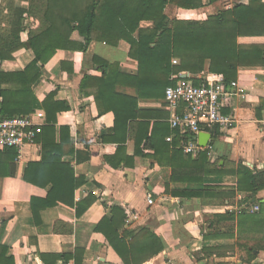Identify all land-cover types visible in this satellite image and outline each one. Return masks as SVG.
Instances as JSON below:
<instances>
[{"label":"crops","instance_id":"crops-1","mask_svg":"<svg viewBox=\"0 0 264 264\" xmlns=\"http://www.w3.org/2000/svg\"><path fill=\"white\" fill-rule=\"evenodd\" d=\"M202 1L203 7L199 9L185 10L171 4L167 10L173 7L187 19L191 16L205 19L235 3H248V0H219L213 4L209 0ZM15 4L20 8L29 7L27 0H15ZM5 6V0H0V9ZM4 12L7 13L5 9ZM24 16L21 42L28 46L29 33L38 29L40 22L27 13ZM151 25L142 22L143 27ZM0 26L9 25L2 21ZM240 41L264 44V37H245ZM129 52L130 45L126 41H120L117 46L92 41L85 52L59 49L38 64L42 75L32 86L34 110L29 116L42 130L49 123L44 101L50 94H54L55 103L69 106L68 110L56 114V141H60L59 128L68 126L69 140L76 152L82 154L80 161L77 153L66 155L63 161L74 166L77 177L86 179L76 190L75 200L82 204L86 198L94 196L95 201L80 216L76 207L64 204L48 208L42 211L41 223L36 225L31 198L44 197L47 191L24 181L27 165L41 160L42 146L37 142L28 145L22 159L6 163L2 169L4 174L0 176L2 243L11 248L16 264H45L40 253H75L78 248L84 251L83 264H123L105 236L95 231L108 213L106 205H119L138 214V219L126 224V229L137 233L149 227L162 238L164 250L144 264H264V188L256 195L237 192L232 198L208 197L204 201L166 192L167 184L171 192L202 190L206 184L216 189H235L238 177L233 171L238 167L264 171V111L262 117L256 114V108L264 100V66L242 68L239 73L238 81L245 87L246 97L234 98L232 106L226 109L237 123L230 130L219 131L220 135L214 139L213 156L209 158L211 163L222 167L221 174L207 176L205 185L172 182V168L161 165L153 156L154 150L143 143L136 144V138L140 139L141 135L133 125L148 122L150 135L158 124H165L167 127L161 128L160 133L167 131L175 138L179 132L170 126L172 112L165 96L139 98L137 88L125 85L106 90L107 95L116 100L109 102L119 112L120 118H116L114 110L100 113L94 84L82 86L85 76L102 77L94 56L119 64L120 71L126 74L136 75L138 62ZM16 55L13 59H0V73L23 72L35 57L29 48ZM186 74L189 77L188 73H182L180 78ZM174 78L177 76H172ZM208 78L214 77L203 75V79ZM10 84L14 82L4 86ZM113 95L126 99L117 100ZM137 98L135 106L132 100ZM127 116L130 118L126 120ZM124 139L125 150L119 155ZM169 156V153L164 156V164H169ZM107 157L114 158L116 164L133 158L134 165L120 163L116 167ZM149 197L153 204L148 203ZM257 206L259 209L255 210ZM253 216L255 219L249 218ZM56 264H75V260H59Z\"/></svg>","mask_w":264,"mask_h":264},{"label":"trees","instance_id":"trees-1","mask_svg":"<svg viewBox=\"0 0 264 264\" xmlns=\"http://www.w3.org/2000/svg\"><path fill=\"white\" fill-rule=\"evenodd\" d=\"M27 9L16 7L15 0H5V8L0 9V23L7 21V27L0 26V59H13L23 49L33 51L35 57L23 72L0 73V111L1 118L27 116L34 110L31 97L32 86L42 75L40 62L46 61L59 49L85 52L92 41H100L117 46L120 41L130 45L129 55L138 62L136 75L126 74L119 64L110 63L94 56V63L102 71L101 78L85 76L82 86L94 84L97 89L95 98L100 113L113 111L115 103L106 90L116 89L118 85L137 88L139 98L165 96L169 86L181 80L182 73H188L186 80L195 85L203 81V75L224 80L227 83L238 80L242 68L264 66V44L242 43L241 38L264 37V0H248V3H235L221 9L205 19L170 18L166 14L168 5L193 10L203 7L202 0H27ZM219 0H209L213 4ZM4 9L7 13L4 12ZM39 20L40 26L29 33L28 46L21 42V33L25 31V14ZM142 22L152 25L143 27ZM179 63L174 64L173 60ZM176 75L177 78L172 79ZM13 81L14 84L4 86ZM54 94L44 101L48 125L37 135L36 142L42 146L41 160L30 162L25 170L24 181L47 191L44 197L31 198V211L36 225L41 223L42 211L64 204L76 207L77 216L82 215L95 201L94 196L77 203L75 192L86 183L83 176H76L74 166L63 161L66 155L80 151L71 144L70 128H59L60 141H56V114L66 111L69 106L55 103ZM117 100L126 97L113 95ZM133 99L135 106L138 100ZM105 104V105H104ZM120 118L118 110H114ZM257 117H262L264 100L256 108ZM225 113H228L225 110ZM55 115V117H54ZM130 118L127 116L126 120ZM141 138L135 142L143 143L154 150V158L161 164L172 168V182H192L205 185L206 177L221 174L222 167L211 163L207 152L200 153L195 159L181 148L177 133L173 142H167L169 132L160 133L167 127L158 124L149 135L148 122H134ZM214 139L220 135L218 129L212 131ZM126 139L119 146V155ZM137 153H139L137 151ZM168 163L164 164L166 154ZM118 154V152H117ZM119 155L115 158L117 159ZM18 152L14 148L0 150V176L2 169L15 161ZM107 161L116 167L121 164L134 165L133 158L123 159L119 164L114 158ZM238 177L235 189H216L205 185L202 190L171 192L170 184L166 192L186 198H232L237 192L256 195L264 188V171L251 170L240 166L233 171ZM108 213L97 224L95 231L103 234L107 243L114 249L123 264H144L164 250L162 238L149 227L137 233L125 228L127 215L119 205H106ZM221 218L222 216H218ZM256 216L249 217L254 218ZM71 231V229H70ZM206 237V236H205ZM82 249L75 253H40L45 264H56L59 260L83 264ZM0 264H16L11 248L2 243L0 233Z\"/></svg>","mask_w":264,"mask_h":264},{"label":"built area","instance_id":"built-area-1","mask_svg":"<svg viewBox=\"0 0 264 264\" xmlns=\"http://www.w3.org/2000/svg\"><path fill=\"white\" fill-rule=\"evenodd\" d=\"M173 63L177 64L178 61L174 59ZM238 96L246 97V89L238 80L227 83L221 79L208 78L195 85L191 80L182 78L175 85L169 86L165 91V102L172 112L170 126L179 132L178 147L187 155L196 157L207 152L211 158L214 152L212 131H226L236 125L235 116L225 113V110L232 106V101ZM40 132L41 128L29 115L0 117V150L14 148L18 152L17 160H21L24 148L35 145ZM202 133H210L212 136L206 146L199 144V135ZM166 140L173 142L174 135H169ZM148 203L153 204L151 197ZM258 209V206L255 207V210ZM125 211L126 224L138 219L136 212L128 209Z\"/></svg>","mask_w":264,"mask_h":264},{"label":"water","instance_id":"water-1","mask_svg":"<svg viewBox=\"0 0 264 264\" xmlns=\"http://www.w3.org/2000/svg\"><path fill=\"white\" fill-rule=\"evenodd\" d=\"M182 78H186L187 77V74L186 75H182L181 76ZM0 115H1V111H0ZM212 136L210 133H202L199 135V144L201 146H206L209 141L211 140Z\"/></svg>","mask_w":264,"mask_h":264},{"label":"rangeland","instance_id":"rangeland-1","mask_svg":"<svg viewBox=\"0 0 264 264\" xmlns=\"http://www.w3.org/2000/svg\"><path fill=\"white\" fill-rule=\"evenodd\" d=\"M168 7V6H167ZM167 7H166V9H165V11H166V14L168 15V16H171V17H175L176 16V18H186V17H183V16H181L179 13H176L173 9V7H171V9H169V10H167ZM196 16H191V18H195ZM191 18H189V19H191ZM198 19V18H197ZM177 61H178V59H177ZM178 63H179V61H178Z\"/></svg>","mask_w":264,"mask_h":264}]
</instances>
